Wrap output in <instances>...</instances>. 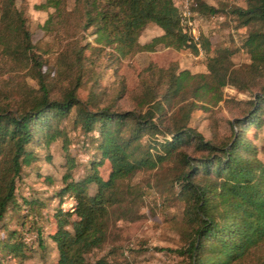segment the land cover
<instances>
[{
    "label": "trees",
    "instance_id": "trees-1",
    "mask_svg": "<svg viewBox=\"0 0 264 264\" xmlns=\"http://www.w3.org/2000/svg\"><path fill=\"white\" fill-rule=\"evenodd\" d=\"M65 4L66 0L41 4L54 9L60 28L66 21ZM79 5L81 30L93 28L94 42L112 46L121 56L144 50L138 38L149 23L162 30L147 43L149 51L158 45L196 51L182 31L174 0H74V8ZM196 9L209 15L220 11L201 1ZM230 12L238 27L247 28L242 45L249 63L235 67L233 51L226 47L208 55L203 73L177 70L173 65L159 70L150 63L136 107L116 111L89 98L85 102L77 98L84 45L71 50L69 61L77 72L73 85L61 99H51L22 13L15 0H0V44L9 56L33 63L40 92L16 110L11 97L0 100V219L9 204L15 203L16 180L22 165L30 160L29 145L37 135L45 143L54 140L61 130L52 121L75 111L74 123L93 135L101 159L91 162V174L67 182L58 192L60 199L72 196L75 206L71 212L55 214L56 228L50 237L58 251L56 264H112L105 257L90 262L86 255L106 241L109 207L123 199L121 181L172 160L178 164L173 194L184 204L191 235V241L175 252L186 264H240L263 250L255 264H264V162L246 136L250 126L260 125L264 110V0H246L245 7L234 6ZM53 14L43 26L46 30L52 29ZM203 47L209 52L208 40ZM226 85L240 91L261 90L257 89L246 113L229 122L227 139H205L189 125L191 113L218 104ZM105 159L111 168L106 180L97 169ZM90 183L97 185L93 194ZM12 248L21 251L20 244Z\"/></svg>",
    "mask_w": 264,
    "mask_h": 264
},
{
    "label": "rangeland",
    "instance_id": "rangeland-1",
    "mask_svg": "<svg viewBox=\"0 0 264 264\" xmlns=\"http://www.w3.org/2000/svg\"><path fill=\"white\" fill-rule=\"evenodd\" d=\"M186 1L191 15L182 22V27L192 38L190 42L196 51L163 45L149 51L147 43L162 33L157 25L149 23L138 38L144 50L127 56L119 55L112 46L96 44L93 28L81 30L82 6L74 8V0H66L63 7L66 21L62 28L57 27L60 21L53 8L41 7L45 0H15V6L25 19L51 99H61L73 85L77 72L69 61L73 56L71 50L84 45L77 98L81 102L89 98L100 107L124 111L136 107L143 91L142 78L150 63L159 70L173 65L177 70L203 73L207 71L208 55L222 47L233 51L235 67L249 63L242 45L247 28L238 27L236 17L230 12L234 6L245 7L246 0H174L179 12ZM200 1L220 11L213 15L200 13L196 9ZM51 14L52 29L46 30L43 26ZM204 40L209 42V52L204 50ZM257 89L240 91L231 85L224 86L223 100L207 111L194 110L189 125L205 139L217 142L227 139L231 132L229 122L246 113ZM38 94L33 63L9 56L0 44V100L3 96L11 97L12 108L16 110ZM74 117L75 111L64 119L52 121L53 127L61 130L54 140L45 143L37 135L29 145L30 160L22 165L16 180L15 203L9 204L0 219V264L57 263L58 251L50 237L56 228L55 214L59 210L71 212L62 208V202L70 195L60 199L58 192L67 182L79 181L91 174V162L101 159L93 135L85 134L74 123ZM246 136L258 148V156L264 162V110L260 125L250 126ZM97 169L99 176L106 180L111 170L109 161L103 160ZM177 170L178 164L172 160L152 170L139 171L131 180L121 181L123 199L109 207L106 241L86 255L88 261L105 257L112 264H186V259L175 252L191 241L184 220V204L173 194L177 189L172 186ZM88 188L93 194L97 185L90 183ZM12 244H20L21 251L14 252ZM262 252H256L240 264H255Z\"/></svg>",
    "mask_w": 264,
    "mask_h": 264
},
{
    "label": "built area",
    "instance_id": "built-area-1",
    "mask_svg": "<svg viewBox=\"0 0 264 264\" xmlns=\"http://www.w3.org/2000/svg\"><path fill=\"white\" fill-rule=\"evenodd\" d=\"M179 15H180V25H181L182 31L187 34V31L182 27V22L186 18L190 17V15H191V10L189 9L187 1L184 3L183 9H182V11L179 12ZM188 24L191 25V23L189 21H188ZM195 39L197 40L198 37L195 36ZM190 40H192V38H190ZM65 199H67V198L65 197ZM74 205H75V201L72 198V196H68V199L64 200L62 202V208L66 209V210H70V211H72L74 209Z\"/></svg>",
    "mask_w": 264,
    "mask_h": 264
}]
</instances>
